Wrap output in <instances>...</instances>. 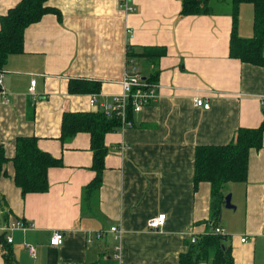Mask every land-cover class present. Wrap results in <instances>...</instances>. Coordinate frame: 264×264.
Here are the masks:
<instances>
[{"label":"crops","instance_id":"0c3cea01","mask_svg":"<svg viewBox=\"0 0 264 264\" xmlns=\"http://www.w3.org/2000/svg\"><path fill=\"white\" fill-rule=\"evenodd\" d=\"M19 1L0 0V17ZM212 1L211 8L228 5L182 16L179 0H130L132 12L120 8L122 0H49L58 13L24 30L23 52L9 55L1 68L0 94V146L8 159L0 179V229L16 220L32 225L11 233L17 264H119L117 251L123 264H179L191 237L197 242L214 225L225 232L233 264H264V133L262 147L248 153L246 180L224 186L234 209L224 205L216 224L210 185L192 182L197 147L227 145L240 128L257 129L264 121V64L230 57L231 3ZM253 17L252 4L238 7L240 38L253 37ZM146 48L165 54L147 59ZM132 69L156 80L158 99L133 114L131 128L105 134L101 184L86 196L95 177L91 137L79 132L62 140V118L103 112ZM83 80L98 83L99 92H69L70 81ZM196 98L209 109L197 107ZM31 137L57 164L48 168L46 192L22 196L12 159L16 140ZM162 213L164 226L149 229V219ZM112 226L121 234L110 232ZM55 232L64 235L60 247L49 245ZM26 243L35 247V259ZM212 258L213 252L196 264Z\"/></svg>","mask_w":264,"mask_h":264},{"label":"trees","instance_id":"16d2710c","mask_svg":"<svg viewBox=\"0 0 264 264\" xmlns=\"http://www.w3.org/2000/svg\"><path fill=\"white\" fill-rule=\"evenodd\" d=\"M49 0H20L6 15L0 17V70L9 55L23 52L24 30L31 24L38 22L44 15L58 13L47 6ZM182 16H196L212 14L210 0H179ZM232 7V29L229 44V55L255 66L264 64L262 44L264 40V0H230ZM250 3L254 8L252 38L243 39L236 33L238 22V7ZM142 56L155 59L165 54L163 48H146ZM133 48L128 45L126 55L133 58ZM138 56V55H137ZM146 82H156L153 78H146ZM70 93H98L99 84L89 81H70ZM133 113L128 112V119ZM118 118H106L103 112L97 113H67L62 118L61 138L70 139L79 132H87L91 137L93 152L92 170L95 177L86 187V196H90L101 184V173L104 168V157L107 149L104 146V136L119 128ZM264 121L257 129L240 128L234 140L223 146H199L195 150L193 186L206 182L210 185L211 219L216 224L220 211L225 204L223 188L228 183L246 180L248 153L251 149L262 147ZM8 162L2 146H0V179L6 174L4 165ZM14 165L13 181L20 189L21 195L43 193L48 190V168L57 164L49 154L37 147V140L18 138L16 152L12 159ZM0 203L2 198L0 197ZM217 225H214V229ZM0 234L1 256L5 264H17L12 253L11 244ZM226 236L210 233L201 237L197 242L190 244L188 251L181 255L179 264H196L206 261L211 252V264H233L230 247L225 243Z\"/></svg>","mask_w":264,"mask_h":264},{"label":"built area","instance_id":"2783aa9c","mask_svg":"<svg viewBox=\"0 0 264 264\" xmlns=\"http://www.w3.org/2000/svg\"><path fill=\"white\" fill-rule=\"evenodd\" d=\"M130 0H122L120 8L125 12H132L133 8L128 4ZM4 73L0 70V94L4 95L5 91L2 86V80ZM36 81L32 79L30 81L29 92L33 93L35 89ZM122 93L112 96L111 102L108 106L105 107L103 113L106 118H118L120 122V127L122 129L131 128L132 121L128 119V112L131 110L133 114L140 113L145 106L150 103L157 101L158 99V85L154 83H148L145 79L140 76L135 69H132L130 73H125L123 79L121 80ZM264 101V97L262 98ZM97 102L96 95H91L89 104L94 106ZM197 107H202L203 109H209V103L204 102L202 99L196 98L194 101ZM165 214H159L156 217L149 219L147 226L151 230H160L165 223ZM32 228L30 223L23 222L22 220H16L6 227L0 229L2 234L4 233V239L7 243L12 244L11 233L15 230L26 231ZM109 231L115 234L120 235L121 230L115 226L109 228ZM216 235L224 236L225 232L220 228H215L213 231ZM103 232L98 233V237H101ZM195 237H191L190 242L195 243ZM64 235L62 232H55L50 238L49 245L51 247H60L63 244ZM244 241V239H242ZM24 248L27 251L28 255L32 258H36V249L31 244H24ZM119 249V248H118ZM120 251V249H119ZM115 258L120 261V254L117 251Z\"/></svg>","mask_w":264,"mask_h":264},{"label":"rangeland","instance_id":"374dc122","mask_svg":"<svg viewBox=\"0 0 264 264\" xmlns=\"http://www.w3.org/2000/svg\"><path fill=\"white\" fill-rule=\"evenodd\" d=\"M217 1L216 0H213L212 1V4H216ZM228 5V4H216V5H212V8L214 10H217V11H221V10H225V6ZM2 233V232H1ZM0 233V234H1Z\"/></svg>","mask_w":264,"mask_h":264},{"label":"water","instance_id":"95a60500","mask_svg":"<svg viewBox=\"0 0 264 264\" xmlns=\"http://www.w3.org/2000/svg\"><path fill=\"white\" fill-rule=\"evenodd\" d=\"M224 201H225V204H224L225 205V208H227V209H234V206H232L231 203H230V195H227L225 197Z\"/></svg>","mask_w":264,"mask_h":264}]
</instances>
